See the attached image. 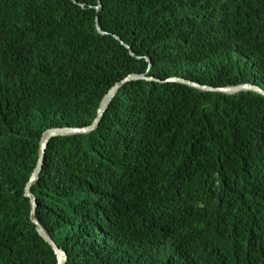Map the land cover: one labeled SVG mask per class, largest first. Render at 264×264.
<instances>
[{"label":"trees","instance_id":"obj_1","mask_svg":"<svg viewBox=\"0 0 264 264\" xmlns=\"http://www.w3.org/2000/svg\"><path fill=\"white\" fill-rule=\"evenodd\" d=\"M97 21L102 33L97 28ZM264 264V0H0V264Z\"/></svg>","mask_w":264,"mask_h":264},{"label":"water","instance_id":"obj_2","mask_svg":"<svg viewBox=\"0 0 264 264\" xmlns=\"http://www.w3.org/2000/svg\"><path fill=\"white\" fill-rule=\"evenodd\" d=\"M97 28L99 32L102 33V30L99 27L98 21H97ZM142 80L155 81L154 78L148 77L147 75L132 74V75L127 76L121 82L117 83L115 86H113L111 90L107 93V95L103 98L100 104V107L98 109L97 116L91 125L82 127V128H72V127L53 128V129L47 130L41 139L40 149H39V159L35 167V170L25 188V197L28 198L31 203V207H32L31 221L36 226V229L39 235L54 250L57 256V264L67 263L68 261L67 253L64 250L58 248L56 243L47 234L46 230L42 226L37 216V208H38L37 198L32 193V187L40 180L41 175L43 173L44 165L46 162V153H47L49 144L55 138L75 136V135H87L97 130L105 114L107 113L114 99L118 95L119 91L127 84H130L132 82L142 81ZM167 82L181 83V84L193 87L203 92H215V93H222L226 95H237L242 92H255V93H258L264 96V90L260 88L259 86H256L252 83H246V84H241V85H236V86H229V87H224V88H215V87H210V86H204L199 83L188 81V80L181 79V78H171L167 80Z\"/></svg>","mask_w":264,"mask_h":264}]
</instances>
